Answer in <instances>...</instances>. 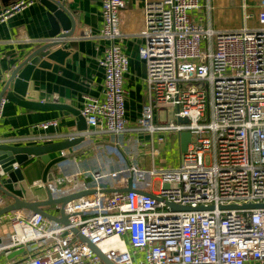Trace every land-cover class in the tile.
I'll use <instances>...</instances> for the list:
<instances>
[{
    "label": "built area",
    "instance_id": "1",
    "mask_svg": "<svg viewBox=\"0 0 264 264\" xmlns=\"http://www.w3.org/2000/svg\"><path fill=\"white\" fill-rule=\"evenodd\" d=\"M31 3L15 2L0 12V22ZM100 3V36L109 40L99 59L101 95L85 96L80 114L87 127L65 139L81 135L84 143L100 131L115 141L92 148L94 168L69 158L55 166L59 176L37 182L52 198L95 190L66 203L67 225L28 210L0 216L11 228L0 234L4 264H105L73 228L113 264H264V207H241L264 204V0L255 14L240 0L241 25L230 30L194 20L189 12L200 8V0H145L138 33L145 42L138 54L146 65L147 102L136 128L125 120L128 57L117 42L125 35V0ZM74 37L90 34L84 28ZM65 38L46 42L59 46ZM4 103L1 98L0 118ZM57 124L51 119L38 127ZM127 130L149 135L145 151L132 140L120 154L117 138ZM181 132L191 138L178 165L156 166L163 139L156 144L154 134ZM142 154L150 159L148 168ZM9 203L0 191V208Z\"/></svg>",
    "mask_w": 264,
    "mask_h": 264
},
{
    "label": "crops",
    "instance_id": "2",
    "mask_svg": "<svg viewBox=\"0 0 264 264\" xmlns=\"http://www.w3.org/2000/svg\"><path fill=\"white\" fill-rule=\"evenodd\" d=\"M17 1L19 0H0V12ZM59 1L74 17L73 36L66 37L61 45L49 48L40 57L31 73L30 80L33 82V89L44 97V101L66 104L80 112L85 96L101 95L104 74L99 66V59L103 56L109 40L100 36L103 23L100 0ZM144 1L125 0V9L120 14V27L125 35L117 42L120 43L128 57V70L124 74L123 83L125 120L128 128L137 127L142 107L147 102L146 65L138 54L139 48L145 42L144 38L138 35L142 26ZM250 1V11L255 14L258 11V0ZM233 2L232 0H200V8L190 11L189 15L194 20L203 25H210L215 30L236 29L241 25L238 5L240 0ZM50 28L46 8L39 0H33V3L24 9L0 22V93L11 70L38 47L45 44L50 37ZM84 28L90 37L75 38L74 36L77 37ZM2 98L5 99V103L0 118V138L14 146L58 142L64 140L68 134L77 131L76 115L71 112L66 113L65 110L53 108H26L11 101L7 95ZM51 119L57 120L58 124L46 130L38 127L40 122ZM40 136L45 138L42 139ZM158 138L171 139L174 143H178L175 134L155 133L156 144ZM117 139L121 145L120 154H122L127 151V144L136 139L142 143L139 150L145 151L149 135L139 130H127ZM114 141L115 137L98 131L89 136L84 143L74 145L63 152L77 153L72 158L74 161L78 162L82 168H94L96 161L93 149L111 146ZM162 145L164 146V142ZM59 154L60 152H56L50 156L54 157ZM158 159L155 160V165L164 167L158 164ZM141 165L145 168L150 166L148 156L142 154ZM43 168L44 163L40 159L29 157L28 162L22 166L24 178L29 185L41 181ZM55 174L59 176L58 170L53 167L51 175ZM47 192L49 191L44 189L40 195H45ZM20 210L25 211V209ZM44 210L50 214L59 215V210L55 205L45 206ZM10 229L6 217H1L0 234L9 232ZM6 262L7 259L3 255L0 256V263Z\"/></svg>",
    "mask_w": 264,
    "mask_h": 264
},
{
    "label": "water",
    "instance_id": "3",
    "mask_svg": "<svg viewBox=\"0 0 264 264\" xmlns=\"http://www.w3.org/2000/svg\"><path fill=\"white\" fill-rule=\"evenodd\" d=\"M46 8V15L50 22L49 36H58L65 38L73 34L75 29V20L71 12L59 0H39ZM54 44L46 42L38 47L32 54L26 57L22 62L17 64L8 74L4 83L3 89L0 93V99L7 95V97L17 104L26 108L35 109H59L65 112H71L76 115L77 131L86 129V122L79 110H75L66 104L58 102H46L44 97L39 95V92L33 89V82L30 80L31 73L40 57L46 53L49 48H53ZM179 122H186V119L178 118ZM191 135L189 132H181L177 135V145L180 156L186 151L187 145L190 141ZM84 139L83 136H76L72 139H64L58 142H52L43 145L33 146H14L10 143H0V191L5 194L10 203L5 207L0 208V216L17 209H25L30 212L39 213L47 219L53 220L63 225L68 224V216L63 212V207L66 203L77 199L83 195L95 193V190H89L79 193L66 195L59 198H52L50 192L45 195H40L44 191L42 187H31L24 178L22 166L27 163L29 157H36L44 163V168L41 174V182L45 183L49 178V173L52 167L58 163L73 158L77 153L68 152L61 154L65 149H69L74 145L80 144ZM60 152L59 155L51 157L50 155ZM16 163L17 168L13 169L12 164ZM130 184L127 191L130 190ZM111 192V190H103ZM145 195L148 193L140 192ZM59 205V215H53L44 210L45 206ZM171 209L177 210H191V207H182L173 203H168ZM239 208V206H230ZM242 208H257L264 207V204H244ZM72 231L85 242L92 251L100 257L105 264H113L105 258L102 252L96 248L85 236L78 233L76 228ZM13 255V254H11Z\"/></svg>",
    "mask_w": 264,
    "mask_h": 264
},
{
    "label": "rangeland",
    "instance_id": "4",
    "mask_svg": "<svg viewBox=\"0 0 264 264\" xmlns=\"http://www.w3.org/2000/svg\"><path fill=\"white\" fill-rule=\"evenodd\" d=\"M235 0H232V2ZM248 3L251 2L250 0H246ZM234 3V2H233ZM239 5V4H238ZM204 44V43H203ZM140 138H138L139 140ZM137 140V139H136ZM137 140V141H138ZM164 142V146H161V155L159 156L158 159V164L164 165L165 168L172 167L173 165H178L179 163V150L177 147V143H174L173 140H167L163 139L162 143ZM163 147V148H162ZM55 167V166H54ZM53 168V167H52ZM49 177L51 178V171L49 173ZM31 187H36V182L30 184ZM158 184H155V188H157ZM46 189V188H45ZM127 191V190H125Z\"/></svg>",
    "mask_w": 264,
    "mask_h": 264
},
{
    "label": "bare ground",
    "instance_id": "5",
    "mask_svg": "<svg viewBox=\"0 0 264 264\" xmlns=\"http://www.w3.org/2000/svg\"><path fill=\"white\" fill-rule=\"evenodd\" d=\"M111 240V239H110ZM113 240V239H112Z\"/></svg>",
    "mask_w": 264,
    "mask_h": 264
},
{
    "label": "trees",
    "instance_id": "6",
    "mask_svg": "<svg viewBox=\"0 0 264 264\" xmlns=\"http://www.w3.org/2000/svg\"><path fill=\"white\" fill-rule=\"evenodd\" d=\"M28 162V161H27Z\"/></svg>",
    "mask_w": 264,
    "mask_h": 264
}]
</instances>
